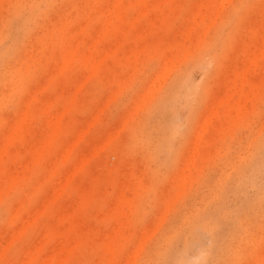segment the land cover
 I'll use <instances>...</instances> for the list:
<instances>
[{"label":"rangeland","instance_id":"1","mask_svg":"<svg viewBox=\"0 0 264 264\" xmlns=\"http://www.w3.org/2000/svg\"><path fill=\"white\" fill-rule=\"evenodd\" d=\"M0 264H264V0H0Z\"/></svg>","mask_w":264,"mask_h":264},{"label":"bare ground","instance_id":"2","mask_svg":"<svg viewBox=\"0 0 264 264\" xmlns=\"http://www.w3.org/2000/svg\"><path fill=\"white\" fill-rule=\"evenodd\" d=\"M223 1V0H222ZM261 49V48H260ZM256 56V55H255ZM66 57H68V55L66 56ZM68 59V58H67ZM69 60V59H68ZM255 61H257V60H255ZM244 77H245V75H244ZM245 80H246V77H245ZM243 81V80H242ZM242 83V82H241ZM244 85V84H243ZM232 104V103H231ZM233 105H234V103H233ZM81 138V137H80ZM71 146H72V144H70ZM73 147V146H72ZM72 149V148H71ZM91 157V156H90ZM87 159V158H86ZM84 164H85V162H84ZM78 165V164H77ZM81 165V164H80ZM82 167V166H81ZM81 167H79V168H81ZM73 172H71V174H72ZM75 174V173H74ZM66 177V176H65ZM71 177H72V175H71ZM57 185V184H56ZM63 185H66V184H62V186ZM58 190V189H57ZM56 190V191H57ZM56 191H54V192H56ZM59 193V192H58ZM60 194V193H59ZM122 194V193H121ZM121 199H122V197H121ZM114 202V201H113ZM32 220V219H31ZM110 241V240H109ZM111 245V244H110ZM112 249V248H111ZM48 262V261H47Z\"/></svg>","mask_w":264,"mask_h":264}]
</instances>
